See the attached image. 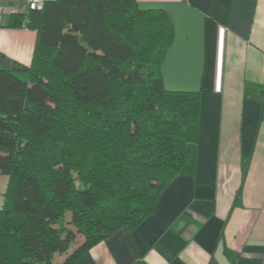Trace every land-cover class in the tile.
I'll return each instance as SVG.
<instances>
[{"label":"trees","instance_id":"obj_1","mask_svg":"<svg viewBox=\"0 0 264 264\" xmlns=\"http://www.w3.org/2000/svg\"><path fill=\"white\" fill-rule=\"evenodd\" d=\"M12 17L36 38L29 63L0 67V264H73L193 174L200 92L163 83L160 6L44 0Z\"/></svg>","mask_w":264,"mask_h":264},{"label":"crops","instance_id":"obj_2","mask_svg":"<svg viewBox=\"0 0 264 264\" xmlns=\"http://www.w3.org/2000/svg\"><path fill=\"white\" fill-rule=\"evenodd\" d=\"M137 2L173 24L165 87L200 92L195 169L73 264H264V0ZM20 3L0 0V67L31 60L35 30L7 25Z\"/></svg>","mask_w":264,"mask_h":264},{"label":"built area","instance_id":"obj_3","mask_svg":"<svg viewBox=\"0 0 264 264\" xmlns=\"http://www.w3.org/2000/svg\"><path fill=\"white\" fill-rule=\"evenodd\" d=\"M44 3V0H21L20 9H35L40 8ZM2 14V6L0 5V17Z\"/></svg>","mask_w":264,"mask_h":264},{"label":"rangeland","instance_id":"obj_4","mask_svg":"<svg viewBox=\"0 0 264 264\" xmlns=\"http://www.w3.org/2000/svg\"><path fill=\"white\" fill-rule=\"evenodd\" d=\"M5 189V176L4 175H2V173H0V204H1V202H2V191ZM74 244L75 243H71L70 245H69V247H68V249H67V252L68 251H70L73 247H74ZM67 252H65V253H62V254H58V253H54V255H53V260L55 261V262H58L59 261V255H62V257H63V255H65Z\"/></svg>","mask_w":264,"mask_h":264}]
</instances>
